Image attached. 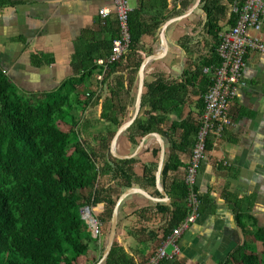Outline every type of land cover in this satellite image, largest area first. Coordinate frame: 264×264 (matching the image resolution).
<instances>
[{
	"label": "crops",
	"instance_id": "obj_1",
	"mask_svg": "<svg viewBox=\"0 0 264 264\" xmlns=\"http://www.w3.org/2000/svg\"><path fill=\"white\" fill-rule=\"evenodd\" d=\"M195 1L127 0L130 14H138V23L148 30L139 41L138 52L143 61L160 52L164 25L185 14ZM100 10L109 12L107 18L99 16ZM203 22L199 5L188 17L165 28V55L145 66L143 85L158 76L177 79L183 70L191 69L193 62L208 53L201 32ZM157 24L161 25L159 32L154 29ZM249 35L264 41V23L259 33L250 32ZM118 38L113 0H0V72L20 96H38L58 90L81 72L80 63L86 55L93 56L99 66V61L107 60ZM185 39L179 47L178 43ZM99 76L95 74L78 89V94L86 97L94 91ZM242 79L246 86L228 107L232 123L224 129L219 140H212V147L197 174L196 187L201 199L199 217L178 239L179 255L160 264H236L233 257L243 244L250 250L253 245L249 240L252 239L255 247L259 245L254 241L253 231L256 225L264 227V55L248 53ZM137 90L133 96L131 94L134 103ZM198 100L194 93L178 116H167L165 127L179 117L199 122ZM100 108L94 99L83 114L74 113L79 116V126L83 123L86 128L84 136L95 147L113 129L97 121ZM138 117H142V112ZM138 135L123 133L117 140L116 153L133 154L142 139L134 145L131 138L137 140ZM94 136L100 141H93ZM159 136L164 145V165L170 155V144L163 135ZM195 139L193 136V143ZM193 146L175 153L181 164L171 175L175 183L184 185ZM159 156L158 140L147 139L132 159L137 180L131 189L142 194L126 198L117 212L113 245L123 249L137 264H146L177 226L173 220L176 199L171 193L172 183L163 186L160 173L159 184L167 202L157 188ZM152 177L154 184L150 182ZM100 186L118 188L107 176L100 178ZM103 209L102 204L91 208L96 220L101 219ZM239 213L249 217L245 234L236 223ZM103 226L101 236L95 238L91 234V239L85 242V255L77 257L72 264H105L100 263L108 237ZM165 250L170 253L171 247L166 246Z\"/></svg>",
	"mask_w": 264,
	"mask_h": 264
},
{
	"label": "trees",
	"instance_id": "obj_2",
	"mask_svg": "<svg viewBox=\"0 0 264 264\" xmlns=\"http://www.w3.org/2000/svg\"><path fill=\"white\" fill-rule=\"evenodd\" d=\"M232 2L201 0L204 15L201 32L208 53L193 62L191 69L183 70L177 79L158 76L144 84L142 117L127 130L130 134H139L137 140L131 138L134 145L154 133L163 135L170 144L161 182L163 186L172 183L171 193L176 199L175 225L189 213L186 187L171 178L181 166L175 153L195 143L191 139L200 128L203 98L212 85L210 77L201 71L220 64L216 52L220 36L236 20L231 12ZM137 16L129 14L130 41L119 60L99 67L93 56L86 55L80 63L81 74L54 92L20 96L0 72V264H72L77 257L85 255V242L91 239V232L81 217L85 207L103 205L101 219L97 221L101 232L104 225L108 235L116 202L137 180L134 161L117 160L110 153L115 130L133 112L131 94L136 93L138 71L143 62L138 52L139 41L148 30L138 23ZM160 27V24L154 26L156 32ZM185 42L186 39L178 43L179 47ZM95 74L101 76L95 90L86 97L80 96L78 89ZM194 93L199 97V122L179 117L166 128L167 116H178ZM94 99L101 107L97 121L113 128L98 147L84 136L86 128L83 123L79 126V116L74 115L83 114ZM60 124L67 127L65 132L59 129ZM98 139L93 137V141ZM212 140L207 142V151L212 147ZM105 176L116 182L118 188H102L100 178ZM151 179L154 184L155 179ZM248 218L241 213L236 216L243 234L247 231ZM253 238L264 247V227L254 226ZM233 260L236 264H264V253L258 256L243 244ZM105 264L137 263L113 245Z\"/></svg>",
	"mask_w": 264,
	"mask_h": 264
},
{
	"label": "built area",
	"instance_id": "obj_3",
	"mask_svg": "<svg viewBox=\"0 0 264 264\" xmlns=\"http://www.w3.org/2000/svg\"><path fill=\"white\" fill-rule=\"evenodd\" d=\"M118 22L119 38L113 42L110 56L105 61H99V66H107L120 59L130 41L128 18L131 12L127 0H113ZM231 12L236 16L235 24L227 32L222 33L217 46L218 67L203 68L202 74L211 79V87L203 98L204 109L200 119V128L191 151L190 161L185 169L184 186L187 190L186 206L188 215L185 220L173 230L163 246L157 250L146 264H160L171 261L179 254L178 239L193 225L199 217L200 200L195 190L197 174L206 160V150L209 139L219 140L224 129L231 125L228 107L237 97L239 91L245 88L243 70L245 59L249 52L264 55V41L250 32L259 33L264 23V0H233ZM99 16L107 18L109 12L100 10ZM101 80V76L97 78ZM81 217L87 224L93 237L101 236V226L93 217L90 208L81 210ZM166 246L171 247L167 253Z\"/></svg>",
	"mask_w": 264,
	"mask_h": 264
},
{
	"label": "water",
	"instance_id": "obj_4",
	"mask_svg": "<svg viewBox=\"0 0 264 264\" xmlns=\"http://www.w3.org/2000/svg\"><path fill=\"white\" fill-rule=\"evenodd\" d=\"M200 3H201V0H196L194 5L185 14H183L182 16H180V17H178L176 19L170 20L169 22H167L164 25V28H163L162 33H161V50H160V52L158 54H156V55L150 56L149 58L145 59L142 62L140 68H139V71H138V90H137V95H136V98H135L133 113H132L130 119L127 122L123 123L117 129V131L115 132L114 137H113V139L111 141V144H110V153H111V155L117 160L125 161V160L133 159L142 150L144 142L147 139L153 137V138H156L158 140V142L160 144V156H159L158 169H157V174H156V181H157V188L161 191V194L163 196V201H166V202L168 201L167 196H166V194L164 192H162L161 186L159 184L160 173H161V170H162V167H163V161H164V145H163V142H162L160 136L157 135V134H150L148 136H145L144 138H142V141L139 144V146L136 149V151L133 154H131V155H126V156L118 155L116 153L115 147H116V143H117L118 138L123 133H125L134 124V122L136 121V119L138 118V116L140 114L141 97H142V89H143V71H144L145 66L148 63H150V62H154V61L160 60L165 55L166 44H165V38H164V35H163L164 31H165V28L169 24H171L173 22H177V21H180V20L188 17L191 13H193L199 7ZM136 193L142 194V192H139L138 190H132V189L131 190H127L126 192H124L120 196V198L116 202V205H115V207L113 209L112 218H111V221H110L108 237H107V244H106L104 253L102 255V258L100 260V263H103V262L106 261V259L108 258L109 254L111 252V249L113 247V242H114V239H115L116 229H117V212H118L119 206L121 205V203L126 198H128L129 196H131L133 194H136Z\"/></svg>",
	"mask_w": 264,
	"mask_h": 264
},
{
	"label": "rangeland",
	"instance_id": "obj_5",
	"mask_svg": "<svg viewBox=\"0 0 264 264\" xmlns=\"http://www.w3.org/2000/svg\"><path fill=\"white\" fill-rule=\"evenodd\" d=\"M59 129H60L62 132H65L67 128H66L64 125L60 124V125H59ZM196 184H197V182H196ZM195 190L197 191V187H196V186H195ZM197 192H198V191H197ZM198 196H199V193H198ZM199 200H200V203H201L200 196H199ZM186 208H187V206H186ZM90 210H91V208H90ZM187 210H188V209H187ZM91 212H92V211H91ZM184 220H185V219H184ZM184 220H183V221H184ZM183 221H182V222H183ZM182 222H181V223H182ZM181 223H179L175 228H177ZM175 228L172 229L171 234H172V232H173V230H174ZM108 231H109V230H108ZM171 234H170V235H171ZM181 236H182V234H181ZM181 236H180V237H181ZM180 237H179V238H180ZM249 242L253 245V246H252L253 251H254L258 256H261L262 253H264V247H262L260 244L257 245V247H255L256 244L252 241V239L249 240ZM256 248H258V249H256ZM179 253H180V250H179ZM178 255H179V254H178ZM178 255H177V256H178ZM173 259H174V258H173Z\"/></svg>",
	"mask_w": 264,
	"mask_h": 264
}]
</instances>
